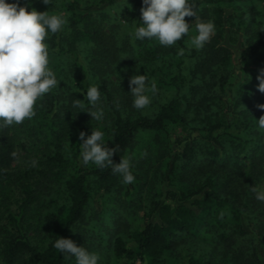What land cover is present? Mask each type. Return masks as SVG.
I'll return each instance as SVG.
<instances>
[{
    "label": "trees",
    "instance_id": "16d2710c",
    "mask_svg": "<svg viewBox=\"0 0 264 264\" xmlns=\"http://www.w3.org/2000/svg\"><path fill=\"white\" fill-rule=\"evenodd\" d=\"M120 1L61 0L59 13L67 24L46 40L58 87L37 101L31 120L0 128V264H68L50 240L74 241L81 234L91 189L99 186L111 194L123 186L110 169L81 164L78 134L97 128L108 132V147L120 146L114 163L129 158L139 135L165 136L158 161L167 162L154 175L159 192L141 225L127 228V239H113L114 264H164V257L183 245L195 248L185 251L180 264H264V202L251 190L264 178V131L256 122L264 115L258 107L264 96L245 98L246 88L233 94L237 82L227 70L233 51L225 44L241 42L238 65L251 73L249 66L264 62V18L254 21L253 7L241 6L247 0H196L199 17L214 22L215 35L202 49L190 48L192 24L172 57L169 49L150 46L149 39H134L142 0H130L135 5L128 20L131 34L119 33L109 10ZM193 19L185 17L190 24ZM105 23L114 24L105 31ZM179 48L183 56L177 55ZM191 59L200 73L193 85L185 70ZM167 61L173 63L168 78L161 72ZM121 67L155 79L161 100L151 113L133 108L130 90L109 78ZM210 71L215 76L207 78ZM92 79L101 90V121L86 112L90 106L80 92ZM76 99L80 107L74 106ZM32 159L37 166L30 165ZM35 222L51 229L42 248L27 236Z\"/></svg>",
    "mask_w": 264,
    "mask_h": 264
},
{
    "label": "clouds",
    "instance_id": "9594fccd",
    "mask_svg": "<svg viewBox=\"0 0 264 264\" xmlns=\"http://www.w3.org/2000/svg\"><path fill=\"white\" fill-rule=\"evenodd\" d=\"M42 2L45 5L52 4V0ZM123 4V7L128 6L127 0H123ZM123 7L119 9V15ZM139 11L140 18L135 20L139 24L132 34L135 40L155 39L159 45L171 47L189 35L193 23L186 22L185 17L195 18L197 34L190 36V48L202 49L215 35L214 22L199 17L196 0H142ZM66 24L67 19L63 14L50 15L48 11H37L30 3L21 5L19 0L12 3L0 0V128L21 125L26 119L31 120L36 115L37 101L58 87L60 81L49 67V45L46 40L50 35L61 32ZM184 51L179 48L177 55L183 56ZM257 79L258 91L264 93V69H261ZM128 86V93L133 97L132 106L137 110L148 107L152 103V96L158 92L155 79L149 82L145 74L132 75ZM80 92L90 106L86 112L96 121L103 120V109L97 107L101 99L100 86L93 84ZM81 102L76 99L74 106L80 107ZM258 107L264 110V104ZM256 122L259 130L264 131V115ZM78 138L81 141L82 165L92 163L100 169H110L113 174L122 177L124 184L134 182L130 158L120 157L119 163L113 162L111 158L120 151V146L108 147L104 131L92 129L87 136L80 131ZM30 165L37 166V160L32 159ZM251 190L257 200L264 202V190L254 186ZM50 242L63 258H74L76 264L100 262L99 253L77 246L72 239L57 236Z\"/></svg>",
    "mask_w": 264,
    "mask_h": 264
},
{
    "label": "rangeland",
    "instance_id": "374dc122",
    "mask_svg": "<svg viewBox=\"0 0 264 264\" xmlns=\"http://www.w3.org/2000/svg\"><path fill=\"white\" fill-rule=\"evenodd\" d=\"M35 1L39 3L38 6H34L37 11H48L49 14H60V3L61 0H52L51 5H45L42 0H23L24 5ZM128 6L123 4V0H121L115 7H112L109 10V13L114 17V23L117 24L118 30L120 34H131V24L129 23L130 12L134 9L135 5L132 1L127 0ZM251 5L254 11V21H262L264 18V2L262 0H247L241 6ZM206 8L210 9L212 4L209 2L206 4ZM51 10H49V8ZM121 9L119 15V9ZM30 10V9H26ZM246 12V11H245ZM246 14H248L246 12ZM195 19L192 20L193 25ZM105 23L104 30L109 31V27L113 26V24ZM196 30H191L190 36L196 35ZM241 40V37H240ZM226 46L231 48L233 51L232 59L227 65V70L232 72L231 81L237 82V87L234 89L233 94L239 95L245 90L246 94L245 98L248 95L252 96H264V93L258 91V79L257 76L260 74L261 69H264V62H257L253 66H249L251 69V73L246 74L244 72V67L238 65V52L240 49L241 42L230 43L226 40ZM150 46L153 48L160 47L158 41L155 39L150 40ZM164 47V46H162ZM169 49L172 57H174V53L176 50V44L171 47H164ZM49 66L53 67L55 64V59L50 56ZM195 61L191 59L187 62L186 67V75L187 78L190 79L191 85L198 81L196 76L200 77V73L196 74V68L194 66ZM162 75L168 78L173 73V63L167 61L164 65L161 66ZM210 70V69H209ZM194 72V74H193ZM209 72V71H208ZM207 73V72H206ZM134 75L129 72V69L126 67L117 68L116 71L109 77L111 81L115 84L122 83L128 90V81L129 78ZM206 76V74H205ZM205 76H202L205 78ZM215 73H211L207 75V78L214 77ZM73 81H75L76 75H73ZM246 80V82H245ZM92 84H96V79L91 80ZM150 95V94H149ZM156 94L152 96V103L144 108L141 111L145 113H151L156 107L159 105L160 98H156ZM104 131V129H103ZM105 133V141L108 143L109 134ZM165 136H156L153 134H141L135 139V143L133 148L129 154L130 163H131V171L135 176V180L131 184H122V188L115 190L114 193L104 194L99 186L94 187L90 191L91 199L88 203L86 209V215L84 219V224L80 227L83 228L81 234L75 236L74 242L77 246H84L87 240L86 245L93 244L94 248H85L89 252L99 253L101 259L99 264H114V259L110 252V246L114 238L120 237L123 239H127V235L125 230L128 228L129 230L137 229L143 220V213L145 209H147L151 198H153V194H157L159 192L157 186L154 184V175L159 167H165L167 159L158 161V150L159 142L164 141ZM258 190H264V178L258 184ZM2 211L3 204L0 201V226L2 224ZM125 227V229H124ZM51 229L47 224H42L41 222L31 223L27 230V236L31 243H33L38 248H42L46 241L49 240ZM84 240V241H83ZM205 241V240H204ZM203 241V242H204ZM206 242V241H205ZM83 244V245H82ZM205 244V243H204ZM203 244V245H204ZM193 249L186 247V245L181 246L175 251L169 252L164 257V264H180L182 263L183 258L185 257L186 252H190ZM204 248L205 245H204ZM202 247L199 251L204 250ZM188 250V251H187ZM186 251V252H185ZM198 251V252H199ZM68 264H76L74 262V258H68ZM140 264V263H136Z\"/></svg>",
    "mask_w": 264,
    "mask_h": 264
}]
</instances>
